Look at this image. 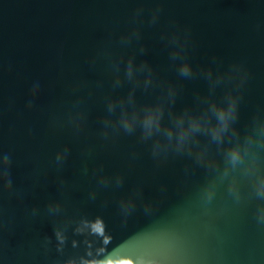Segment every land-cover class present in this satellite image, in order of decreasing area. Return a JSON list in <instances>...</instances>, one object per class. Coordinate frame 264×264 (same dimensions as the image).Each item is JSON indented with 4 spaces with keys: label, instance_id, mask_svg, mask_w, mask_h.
Segmentation results:
<instances>
[{
    "label": "water",
    "instance_id": "1",
    "mask_svg": "<svg viewBox=\"0 0 264 264\" xmlns=\"http://www.w3.org/2000/svg\"><path fill=\"white\" fill-rule=\"evenodd\" d=\"M177 47L214 93L179 75ZM108 52L151 67L138 103L173 88L165 124L229 96V134L182 151L103 136L105 97L129 90L112 91ZM260 128L264 0H0V264H264V149L227 156Z\"/></svg>",
    "mask_w": 264,
    "mask_h": 264
},
{
    "label": "clouds",
    "instance_id": "2",
    "mask_svg": "<svg viewBox=\"0 0 264 264\" xmlns=\"http://www.w3.org/2000/svg\"><path fill=\"white\" fill-rule=\"evenodd\" d=\"M155 17L153 18V23ZM133 38H139V32L133 31L121 38L123 45L129 44ZM179 45V38L173 37L171 42ZM143 51V49H141ZM104 60L109 68L112 91L127 85L129 90L126 95H108L105 97L106 115L102 121V135L107 136L108 130L134 134L139 131L141 138L150 140L153 137H163L168 142L166 147L175 146L177 151L190 150L198 143L196 137L207 135L213 142H223L222 135L229 134L232 124L236 119V102L229 96L225 97V103L218 104L215 101H206L207 110L202 116L190 115L187 112L176 114L169 112V123L165 124V110L174 105L175 92L171 86L162 91L161 97L153 104H140L137 101V91L147 92L155 85L153 71L146 63L137 64L134 58L127 61L122 56L108 52L104 54ZM171 58L177 63V71L182 78L192 79L202 76L208 81L210 95L218 88L222 80H212L211 71L194 70L192 64L183 56V48L177 47L171 52ZM81 100L74 102V107L81 105ZM235 135V133H233ZM264 138V128L255 133ZM156 147L160 144L157 141ZM264 149V143L259 140L247 139L243 148L239 145L232 148L227 156L231 163L238 164L245 157L251 155L253 163L256 157L253 150Z\"/></svg>",
    "mask_w": 264,
    "mask_h": 264
}]
</instances>
